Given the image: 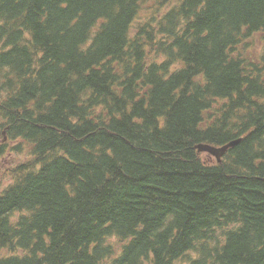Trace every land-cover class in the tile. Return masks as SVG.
Masks as SVG:
<instances>
[{
	"label": "trees",
	"instance_id": "obj_1",
	"mask_svg": "<svg viewBox=\"0 0 264 264\" xmlns=\"http://www.w3.org/2000/svg\"><path fill=\"white\" fill-rule=\"evenodd\" d=\"M10 152L0 264H264V0H0Z\"/></svg>",
	"mask_w": 264,
	"mask_h": 264
},
{
	"label": "water",
	"instance_id": "obj_2",
	"mask_svg": "<svg viewBox=\"0 0 264 264\" xmlns=\"http://www.w3.org/2000/svg\"><path fill=\"white\" fill-rule=\"evenodd\" d=\"M239 143L240 141H235L221 148H215V147L208 146V145H198L196 148L199 152L210 153L211 155L216 157L219 162H221L223 156L227 153V151L230 148L237 146Z\"/></svg>",
	"mask_w": 264,
	"mask_h": 264
},
{
	"label": "rangeland",
	"instance_id": "obj_3",
	"mask_svg": "<svg viewBox=\"0 0 264 264\" xmlns=\"http://www.w3.org/2000/svg\"><path fill=\"white\" fill-rule=\"evenodd\" d=\"M14 153L10 152L7 153L6 158L4 159V165L2 166V170H4L6 167H10L14 162ZM1 172V171H0Z\"/></svg>",
	"mask_w": 264,
	"mask_h": 264
}]
</instances>
